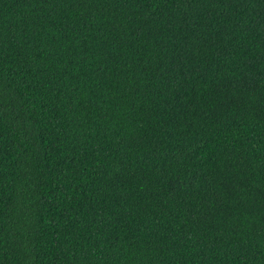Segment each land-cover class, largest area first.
<instances>
[{
	"label": "trees",
	"instance_id": "16d2710c",
	"mask_svg": "<svg viewBox=\"0 0 264 264\" xmlns=\"http://www.w3.org/2000/svg\"><path fill=\"white\" fill-rule=\"evenodd\" d=\"M0 264H264V0H0Z\"/></svg>",
	"mask_w": 264,
	"mask_h": 264
}]
</instances>
